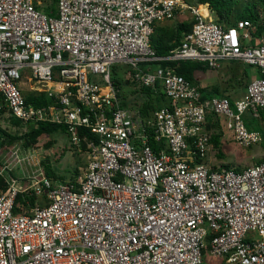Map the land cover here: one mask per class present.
<instances>
[{"label":"built area","instance_id":"obj_1","mask_svg":"<svg viewBox=\"0 0 264 264\" xmlns=\"http://www.w3.org/2000/svg\"><path fill=\"white\" fill-rule=\"evenodd\" d=\"M178 9L191 12L192 28L168 56H157L153 27ZM165 61L209 70L239 62L264 74V23L225 27L184 0H57L55 17L35 0H0V112L25 127L62 126L73 145L86 143L88 156L74 180L54 182L35 169L7 183L0 264H203L206 254L264 264V162L213 168L206 127L208 116L222 115L236 144H260L244 115L264 119V78L251 80L237 101L202 100L170 67L141 68ZM118 65L132 89L161 90L166 105L151 119L123 106L111 80ZM25 83L53 104H28ZM79 129L97 140L80 139ZM147 129L163 145L157 153ZM20 194L35 205L16 215Z\"/></svg>","mask_w":264,"mask_h":264},{"label":"trees","instance_id":"obj_2","mask_svg":"<svg viewBox=\"0 0 264 264\" xmlns=\"http://www.w3.org/2000/svg\"><path fill=\"white\" fill-rule=\"evenodd\" d=\"M56 3L57 0H51L50 4H44L41 5V3L36 2V9L40 10L42 13L55 17L56 16ZM197 3L200 5H204L208 8L210 14L213 16V19L215 22L224 25L225 27L232 26L235 21L242 20V19H248L251 22L255 23L260 21L261 23H264V17L261 18V13L264 14V0H257V3H250L247 6H244V10H242L239 13H234L236 10V7L239 4V0H197ZM257 4L260 6V9H258ZM235 19V20H233ZM187 26H180L177 29V38L175 40L174 45L166 46L163 45L157 46L152 44L151 46L154 49L157 56L160 57H166L169 55V53L178 47L181 44L180 38H183V35L187 34L190 29ZM262 33V28L259 27L258 34ZM152 68L156 65H161L163 67L167 66L170 67L175 74L182 76L185 80L189 81L193 85L197 86L199 88V91L202 94V100L211 99L213 97H219L223 98L225 97L222 95L219 90L216 87L212 88H205L201 87L198 83V81L195 79V73L196 72H205L208 70V68L198 62L193 61H180V62H161V63H154ZM119 68L113 67L111 72V80L114 86H120L123 82L120 81V79L117 77V71ZM261 78H264V74H260ZM130 85L128 81H125ZM138 93L142 95V98L144 100L142 103L138 104L137 106H131L126 102V99L123 98L125 101L123 103V106L126 107H133L135 108L139 114L140 117L143 120H149L153 116L154 112L162 108L166 105V100L164 98V95L160 92V89L158 87L152 88H142L138 90ZM228 98V97H226ZM25 100L28 104H32L36 107H46L53 104V101L51 98H48L45 94H39L36 95L34 93H30L28 95H25ZM3 111L0 112V117ZM9 121V125L11 129H15V133L11 134L5 129H2L0 125V147H3L5 145H10L15 142H21L22 145L26 148H30L34 146L37 143V140L39 137L43 135H50L53 133H65V129L62 126L55 125V124H47V123H40L38 126L34 127L32 125H28L25 127L19 120L9 116L5 115ZM208 122L213 121L217 123V119H215L214 116H208L207 117ZM80 139H86L87 141H93L95 142L97 138L89 133L85 129H79L77 132ZM147 140L149 146L157 153L160 148L163 147L162 144H159L154 141L153 136L151 135L149 129H147ZM211 142L215 147H218V143L216 141L215 137L211 138ZM81 146L86 149V143L84 141L81 142ZM264 161L260 162L263 163ZM259 164V163H258ZM224 168H231V167H224ZM239 171L238 169H236ZM46 177L54 181L55 175L53 171H50L46 169ZM79 173L74 176L73 180L78 177ZM61 180V179H60ZM60 180H56L54 182H63ZM7 188V185L3 179V177L0 175V192H4ZM35 205V197L28 196L27 194H20L17 196L16 203L13 209V213L16 215L23 214L25 211L30 210Z\"/></svg>","mask_w":264,"mask_h":264},{"label":"rangeland","instance_id":"obj_3","mask_svg":"<svg viewBox=\"0 0 264 264\" xmlns=\"http://www.w3.org/2000/svg\"><path fill=\"white\" fill-rule=\"evenodd\" d=\"M35 1L41 3V5L51 3V0ZM250 3H257V0H239V4L234 13L241 12L244 10L243 7ZM257 7L260 9L258 4ZM261 16V18H263L264 14L261 13ZM117 67L120 68L117 71V76L120 81L123 82V87L128 90L126 97L124 96L126 102L131 106H137L139 103L141 104L144 100L142 95L138 93V90L132 89V86L128 87V83L124 81V74L126 72L125 67L123 65H118ZM208 75L210 74L204 76L207 80ZM242 84L243 83H241V85ZM21 88L25 95L32 93L28 83L23 84ZM3 113L4 114L1 115L2 117H0V125L3 127L2 129H5L11 134L15 133L17 130L10 128L9 121L5 116L7 115V112L4 111ZM218 119L224 129L225 137L223 139L216 138L218 147H215V145L211 143L213 150L210 162L213 168L231 167L233 169L241 170L264 161V119L262 129H253L252 127V130L260 131L257 132L262 136L261 143L249 147L236 144V142H234L233 133L224 127V116L221 115ZM15 156L17 159H15ZM87 159V150L81 146V142L78 146L73 145L66 133L58 132L39 137L37 143L30 148L24 147L21 142H15L0 147V173L6 185L7 183H11L14 180L27 176L35 169H41L44 175H46V169L53 171L56 180H73L77 173H79L80 176L83 174ZM1 193L3 192H0V194ZM37 202H40V199H38ZM203 264L224 263L218 259H213L210 256H205Z\"/></svg>","mask_w":264,"mask_h":264},{"label":"crops","instance_id":"obj_4","mask_svg":"<svg viewBox=\"0 0 264 264\" xmlns=\"http://www.w3.org/2000/svg\"><path fill=\"white\" fill-rule=\"evenodd\" d=\"M184 1L186 4L190 6H200L203 13L207 15V19L215 22L213 16L210 14L206 6L198 4L197 1L195 0H184ZM192 24H193V15L191 14V12L188 9H178L171 20L161 21L154 25L153 33L151 36L152 44L157 46L163 45L164 47L174 45L175 40L177 38L178 27L187 26L189 27L188 29L191 30ZM184 36L185 34L183 35V38H180L181 42L183 41ZM152 66L153 65H149V66L141 65V68L145 70L146 68H152ZM207 74H210L207 77L208 80L205 79L204 77L205 75L207 76ZM259 77H260V73L257 71V69L253 67L252 68L246 67L245 65L239 62H223L219 69H215V70L208 69L205 72L199 71L195 73V79L198 81L201 87H205V88L216 87L219 90V92L222 95H224L225 98L228 97V99L231 102L237 101L240 98H242L243 95L245 94L248 83L251 80ZM241 83L243 84L241 85ZM130 86L131 85H129L128 87ZM116 87L119 94L123 98L124 96L126 97L128 90L123 87V83L119 87L118 86ZM244 122L246 124V127L251 131H255L252 130V127L253 129L255 128L262 129L263 126V119H253L249 113H246L244 115ZM206 127L207 130L211 133V138L215 137L217 139H223L225 137L224 129L221 125L220 120L217 119V123H216L213 121L208 122L207 119ZM205 256L208 255L206 254Z\"/></svg>","mask_w":264,"mask_h":264}]
</instances>
